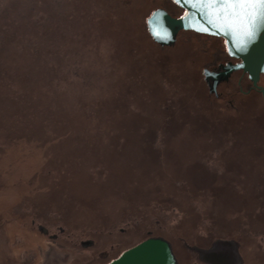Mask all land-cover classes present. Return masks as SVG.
Instances as JSON below:
<instances>
[{"label":"rangeland","instance_id":"rangeland-1","mask_svg":"<svg viewBox=\"0 0 264 264\" xmlns=\"http://www.w3.org/2000/svg\"><path fill=\"white\" fill-rule=\"evenodd\" d=\"M160 4L0 0V213L34 226L54 214L51 230L104 249L151 229L178 255L197 231L238 227L236 209L251 211L264 100L233 101V79L213 97L190 60L214 38L181 30L159 46L145 19ZM208 177L215 199L198 185Z\"/></svg>","mask_w":264,"mask_h":264},{"label":"flooded vegetation","instance_id":"flooded-vegetation-1","mask_svg":"<svg viewBox=\"0 0 264 264\" xmlns=\"http://www.w3.org/2000/svg\"><path fill=\"white\" fill-rule=\"evenodd\" d=\"M158 7L163 8L174 17H178L183 13V10L178 8L171 0H162V4L155 8ZM176 9L181 10L178 13L175 11ZM199 34L214 39L207 44L199 45V54L201 55L198 58H191L190 61L195 65L197 64L193 68L201 70L203 80L205 69L211 73H216L215 78H220L216 84V93L209 92L213 97H218L219 94L228 96L229 93L219 92L218 87L228 85L232 79L237 89L232 97L233 101H237V98H235L237 92L242 95L255 93L263 97L257 87L251 85L247 73L237 66L239 59L227 54L222 38L203 33ZM176 39L177 34L172 45L157 44L161 47H171L176 43ZM177 62L179 61L177 60ZM177 69L182 68L177 67ZM257 84L261 85L259 80ZM243 213L248 216L250 224L238 227L230 225L223 227L206 226L203 228V233L197 231L187 244H181L180 242L184 252L177 255L173 243L163 233H155L151 229L138 230L135 233L137 235L136 242L132 241L123 247H119L121 245L115 242V246L112 247L113 244H111L104 249L102 246H97V238L91 244H86L87 241L77 243L71 240V232L68 228V231L65 229L56 230L57 233L55 230H51L50 226L53 227L52 223L57 219L54 214L49 215L47 218L51 224L50 226L42 224L34 226L27 220L26 213L4 212L0 213V218L6 219L8 222L13 220L16 225H10L8 222H2L0 225V264H109L124 250L150 236L156 235L163 236L170 241L178 264H264V225L259 224L263 223L264 212L258 211L256 217L251 216V211H244ZM220 231L223 232V236L218 235ZM219 240H231L234 244L229 245V247H222L218 242ZM72 245H74V249L81 252H76L71 256ZM87 245L91 248H84ZM110 248L112 249L110 250ZM112 250L114 252L111 255Z\"/></svg>","mask_w":264,"mask_h":264},{"label":"water","instance_id":"water-1","mask_svg":"<svg viewBox=\"0 0 264 264\" xmlns=\"http://www.w3.org/2000/svg\"><path fill=\"white\" fill-rule=\"evenodd\" d=\"M183 13L174 17L163 8L151 10L145 19V25L150 37L160 45H172L179 30H191L223 39L226 52L229 56L239 59L237 66L247 73L251 85L257 87L264 97V88L257 84L261 74H264V27L256 33L254 39L247 45L245 51H237L231 43V37L217 30L208 23V17L203 12L186 4L184 0H171ZM207 28L208 31L196 29ZM204 81L208 92L216 93V84L220 78L216 73L204 70ZM222 247L233 245L231 240H219ZM109 264H178L171 243L163 236H150L134 246L124 250Z\"/></svg>","mask_w":264,"mask_h":264},{"label":"snow or ice","instance_id":"snow-or-ice-1","mask_svg":"<svg viewBox=\"0 0 264 264\" xmlns=\"http://www.w3.org/2000/svg\"><path fill=\"white\" fill-rule=\"evenodd\" d=\"M184 2L200 9L217 33L229 35L237 51H245L259 29L264 27V0H184ZM196 30L208 31L207 28Z\"/></svg>","mask_w":264,"mask_h":264},{"label":"trees","instance_id":"trees-1","mask_svg":"<svg viewBox=\"0 0 264 264\" xmlns=\"http://www.w3.org/2000/svg\"><path fill=\"white\" fill-rule=\"evenodd\" d=\"M43 3H47V1L45 2H43ZM179 8V7H178ZM181 10V9H180ZM60 20H62V19H64V16L63 15H60L59 17H58ZM261 75H263L264 76V74H261ZM187 75H186V73H183L182 72V76H181V78L182 79H184L185 77H186ZM263 86V85H262ZM264 87V86H263ZM231 93H235L234 92V90L233 91H230ZM202 97L204 96V94L203 93H199ZM238 95H239V93L237 92L236 93V97L235 98H237L238 97ZM259 96H260V94H259ZM260 98L262 99V100H264V98L263 97H261L260 96ZM202 105H204V106H209V102H203V104ZM187 113H188V111L186 110V111H182L181 112V114H179L178 116H180V118L181 117H184V116H186L187 115ZM182 115V116H181ZM189 116V115H188ZM231 130H233V132H235V129H231ZM227 144V143H226ZM225 144V147H229V146H231V145H229V144H227L226 145ZM206 171V170H205ZM253 172H256L257 174H258V176H259V182L256 184V185H254V187L252 188V190H251V198H252V201H254V206H253V208L251 209V212H252V217H256L257 216V213H258V211H261V212H264V165L261 167V168H257V169H254L253 170ZM212 177L211 178H209L208 177V181L207 180H205V182H199L198 183V185H200L199 186V188L200 187H202L203 189H204V187H206V190H207V188H208V190L210 191V193L212 194V197H213V199H215V194H214V191H211L210 189V186H211V184H214V183H212ZM226 185V186H225ZM225 185L223 184V185H221V186H218V187H222V189H226L228 192L229 191H231V189H229L230 187H229V185H228V183L226 182L225 183ZM214 189V188H213ZM242 210H243V207L241 206V207H238L237 209H236V214H237V217L236 218H238V224H239V226H241V225H248V224H250V222H249V220H248V216L247 215H245V214H242ZM221 212V211H220ZM221 214H225V213H221ZM220 215V214H219ZM223 217V216H222ZM225 219V218H224ZM226 219H228V218H226ZM262 219H264V215H263V217H262ZM233 220V219H232ZM232 222V221H231ZM223 223L225 224V220H223ZM229 223H230V221H229ZM259 224H262V225H264V220H263V223H259ZM225 226V225H224ZM165 237H167L172 243H173V241L171 240V238L170 237H168V236H166V234H163ZM219 236L221 235V236H223V232H220V234H218ZM174 244V243H173Z\"/></svg>","mask_w":264,"mask_h":264}]
</instances>
